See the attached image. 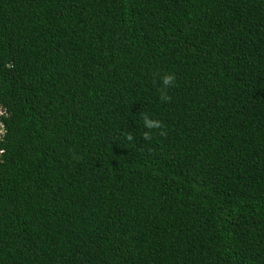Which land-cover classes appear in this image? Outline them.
<instances>
[{"label": "trees", "instance_id": "trees-1", "mask_svg": "<svg viewBox=\"0 0 264 264\" xmlns=\"http://www.w3.org/2000/svg\"><path fill=\"white\" fill-rule=\"evenodd\" d=\"M0 130V264H264V0H0Z\"/></svg>", "mask_w": 264, "mask_h": 264}, {"label": "clouds", "instance_id": "clouds-1", "mask_svg": "<svg viewBox=\"0 0 264 264\" xmlns=\"http://www.w3.org/2000/svg\"><path fill=\"white\" fill-rule=\"evenodd\" d=\"M176 77L174 73H165L160 77L161 86L159 88L160 100L162 102H170L171 97L167 93V89L175 86ZM143 120V125L146 131L143 132V139L150 141L153 138L154 134L159 136H166L165 126L162 121L150 118L147 113H141ZM153 130H159L158 133H154ZM2 130H0V135H2ZM125 137L128 141H133L134 137L131 132L126 133Z\"/></svg>", "mask_w": 264, "mask_h": 264}]
</instances>
